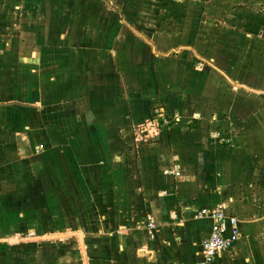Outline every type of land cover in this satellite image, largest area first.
Wrapping results in <instances>:
<instances>
[{
    "label": "crops",
    "instance_id": "0c3cea01",
    "mask_svg": "<svg viewBox=\"0 0 264 264\" xmlns=\"http://www.w3.org/2000/svg\"><path fill=\"white\" fill-rule=\"evenodd\" d=\"M230 2L207 10L199 34L188 31L172 53L143 36L131 41V27L121 25L119 40L91 50L99 71L88 74L64 49L54 63L47 49L48 56L34 57L32 41L17 37V0H0V188H16L19 136L27 134L36 154L25 161L41 165L48 193L45 216L53 201L52 217L76 226L83 209L94 208L84 217L85 239L74 232L78 264L197 263L213 227L197 216L220 205L239 220L242 236L215 264H264V0ZM97 49L106 50L100 61ZM19 61L28 66L31 100L20 106ZM40 61H49L41 79L32 67ZM148 121L158 134L141 135ZM7 193L0 190V264L9 247L16 264L20 248L11 241L30 239L8 237L28 220ZM102 198L107 210L99 214ZM149 217L157 225L153 238ZM34 246L23 245L24 259L31 252L32 261L52 264L53 252L45 245L28 251Z\"/></svg>",
    "mask_w": 264,
    "mask_h": 264
},
{
    "label": "rangeland",
    "instance_id": "374dc122",
    "mask_svg": "<svg viewBox=\"0 0 264 264\" xmlns=\"http://www.w3.org/2000/svg\"><path fill=\"white\" fill-rule=\"evenodd\" d=\"M230 1L231 0H17L15 4L19 12L17 16V37L19 40H22V42H24L26 38L32 41L34 57L41 59L42 56H48L45 52L47 49L52 56L50 62L54 63L53 57L57 53V48L60 49V53L61 50L64 49L66 58L75 56L77 64H87V72L91 74L99 71V68H95L93 65L91 50H94V47L98 46V42L105 43L107 38L110 42H112V40H119L122 33L120 31L117 32V30L121 25L124 24L131 27V41H137L143 36L147 43L160 48L161 50H159V52L172 53L176 45L185 40L188 31H190V35H192L193 32L199 34V30H201L204 25L202 21L207 17V10L212 12L214 8L224 3H229L231 5ZM25 10H28L27 15ZM118 11H121L122 16ZM92 13L96 15H92ZM207 14L212 13L208 12ZM92 21L103 22L104 24L101 23V26L97 27L94 26ZM114 26L115 32L109 35L102 31L104 30L103 27H108V31L113 30L112 27ZM48 27L50 29L52 28L51 33L46 32ZM46 33L49 37L47 41L43 39L46 38ZM192 42L194 41L192 40ZM81 48H83L82 51ZM97 50V61H100L102 56L105 57L103 53H105L106 50ZM20 51L21 50L17 52ZM22 51L24 52V50ZM28 54L30 55L31 52ZM20 56L24 58L28 55L21 53L19 54V57ZM80 56L82 57L81 62L79 61ZM102 59L105 61V58ZM21 61H23L22 58ZM48 62L42 63L40 61L32 65V67L40 73V79L44 72L45 75L48 74L46 73L48 72L47 67H49V65H46ZM72 66L69 63V67L71 68ZM27 67L25 63H20L19 61L17 71L19 73V78H16L14 81L18 88L19 95L17 97V102L19 106L25 104V102H31V100H26L28 95L27 91H25L24 77ZM54 67L55 64L52 68L54 69ZM108 70L109 66L107 67V65H105L104 71L108 72ZM33 104L40 106L41 99L35 100ZM22 114L23 112L19 113L20 119ZM151 123L154 125L153 121H148L147 124L143 126V129L147 127L149 130H152L151 128H153V126L150 125ZM141 131V135H145ZM26 136L28 137L27 134L19 136V160L23 161L18 164V179H16V183H14L16 188H0V190L11 193H7V195L13 198L12 201H15L14 204H18L17 211L23 213L24 218L22 222H25V219L28 220V223L24 224L27 228H24L21 232H13L11 233L12 235L8 237V239L12 237H15L14 239H30L25 242L19 240L16 242L11 241V248H20L17 250L19 253L16 264H40L39 262L37 263L31 260L35 257L31 252L28 254L29 256L24 259L22 253L24 255L25 251L23 252L21 250L23 245L28 246V248L29 246H38H34L32 250H28L33 251V253H36L37 249L40 250V248L45 245L49 253L53 252L51 259L52 264H78L81 258V242L78 238L80 235L74 232L82 231L84 235L83 238L85 239L86 230H84V228L88 225L84 223V217H89L90 214L94 213L92 203L89 204L88 209H83L82 216H84L79 217L81 218L80 223L76 226L70 225L66 216H63L60 220L52 217L53 215H57L53 201L49 204V207H53V210L49 209V215L47 214L45 216L48 208V200L45 201L44 199L47 197L48 193L44 196L43 191L45 190L42 188L41 184L43 179L41 175V165L32 160L25 161L31 158V154H36L35 150L32 151V147L28 142L29 139H27V141L23 140V137ZM38 150L43 149L39 148ZM42 152L43 151H40L41 154ZM55 190L54 188L49 191L51 195L50 198H54L55 195L53 192ZM102 199L104 201L103 204L101 206L99 204L97 207L99 209V214L101 212L106 213L107 210L106 199ZM44 201L46 202L45 205ZM52 212L54 213L52 214ZM21 223L18 221V227ZM5 255L8 258L5 261L7 264H10L13 262V255L16 254L13 250L10 252L9 247Z\"/></svg>",
    "mask_w": 264,
    "mask_h": 264
},
{
    "label": "built area",
    "instance_id": "2783aa9c",
    "mask_svg": "<svg viewBox=\"0 0 264 264\" xmlns=\"http://www.w3.org/2000/svg\"><path fill=\"white\" fill-rule=\"evenodd\" d=\"M152 126L153 128L156 127L154 125ZM141 132L145 136L158 134L157 132H152L147 127ZM225 208L224 205H220L217 208L199 212L197 217L199 219H212L213 227L210 237L201 244L200 261L193 264H215L216 259L224 252L233 248L234 244L241 238L242 233L239 220L236 217L227 215ZM145 228L149 236L153 238L156 234L157 225L150 217L146 221Z\"/></svg>",
    "mask_w": 264,
    "mask_h": 264
}]
</instances>
